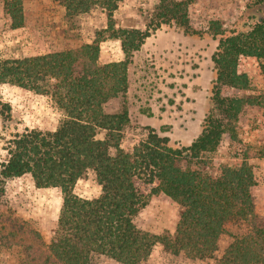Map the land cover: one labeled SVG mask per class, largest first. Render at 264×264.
<instances>
[{"label": "trees", "instance_id": "obj_1", "mask_svg": "<svg viewBox=\"0 0 264 264\" xmlns=\"http://www.w3.org/2000/svg\"><path fill=\"white\" fill-rule=\"evenodd\" d=\"M20 1L6 0L14 27L23 22ZM57 1L70 16L98 11L106 21L91 42L76 48L0 59V84L47 95L63 115L54 129L26 128L2 147L0 193L6 179L23 174H29L36 187H57L61 193L49 242L41 243L44 249L27 244L19 264H139L155 242L173 254L212 259L208 264H264V216L255 210L256 181L248 162L264 157V143L256 150L246 147L238 153L240 161L222 165L216 175L200 167L201 153L217 146L241 108L240 98L221 92L223 85H247L246 75L237 71L238 56L256 57L264 71V18L226 36L217 21H209L213 36H220L211 56L216 79L212 108L194 140L173 146L167 136L148 127L143 138L124 149L127 108L122 104L110 113L105 104L125 97L127 66L151 31L170 21L188 26L186 6L183 1L158 0L154 12L142 14L144 23L122 25L114 21L122 0ZM105 38L119 40L123 59L97 63L99 42ZM4 106L8 113L9 105ZM100 131L103 136L97 137ZM88 170L100 185V193L92 198L72 191ZM148 185L151 192H163L180 206L173 234H150L136 226L134 218L145 204ZM239 220L247 221L248 230L231 235L222 246L227 224Z\"/></svg>", "mask_w": 264, "mask_h": 264}, {"label": "rangeland", "instance_id": "obj_2", "mask_svg": "<svg viewBox=\"0 0 264 264\" xmlns=\"http://www.w3.org/2000/svg\"><path fill=\"white\" fill-rule=\"evenodd\" d=\"M186 6L188 26L174 21L161 23L144 39L127 66L125 97L110 99L105 111L117 112L122 104L129 122L123 128L121 147L129 149L144 137L147 128L169 138L173 146L188 145L200 133L205 116L212 108L211 95L216 70L211 59L219 35L208 28L210 20L220 25L223 35L249 29L264 18V0H176ZM23 22L14 27L0 0V59L40 54L51 49L76 48L95 38L94 31L104 27L105 16L98 11L70 16L57 0H21ZM158 0H122L114 13L117 24H142ZM120 42L105 38L99 42L98 64L123 59ZM237 71L247 77L244 88L221 86L226 96L242 100L241 108L217 146L201 153L200 167L210 175L224 164L240 161L238 153L246 147L256 150L264 143V71L254 56L239 55ZM3 104V105H2ZM9 105L6 112L4 105ZM0 161L5 156V140L24 129H54L61 111L49 96L26 88L0 84ZM103 131L97 134L102 137ZM256 184L252 190L255 210L264 216V157L248 160ZM155 185V184H153ZM144 192L145 204L134 218L136 226L150 234H173L180 206L163 192ZM73 193L92 198L100 193L95 174L88 170L79 177ZM61 193L57 187H36L23 174L6 179L0 193V264H19L25 246L44 249L53 233ZM247 221L230 222L221 245L231 235L248 230ZM43 243V245L41 244ZM212 259L173 254L155 242L149 256L139 264H208ZM100 264H120L100 260Z\"/></svg>", "mask_w": 264, "mask_h": 264}]
</instances>
